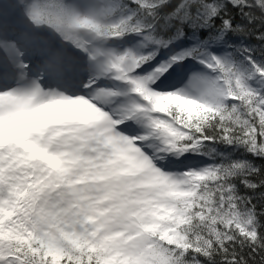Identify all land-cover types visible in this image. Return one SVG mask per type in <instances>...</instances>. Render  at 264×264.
Returning a JSON list of instances; mask_svg holds the SVG:
<instances>
[{"label": "snow or ice", "instance_id": "obj_1", "mask_svg": "<svg viewBox=\"0 0 264 264\" xmlns=\"http://www.w3.org/2000/svg\"><path fill=\"white\" fill-rule=\"evenodd\" d=\"M0 264H264V0H0Z\"/></svg>", "mask_w": 264, "mask_h": 264}, {"label": "rangeland", "instance_id": "obj_2", "mask_svg": "<svg viewBox=\"0 0 264 264\" xmlns=\"http://www.w3.org/2000/svg\"><path fill=\"white\" fill-rule=\"evenodd\" d=\"M13 21H12V19H11V16H10V20H9V23H12Z\"/></svg>", "mask_w": 264, "mask_h": 264}]
</instances>
